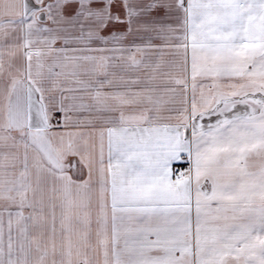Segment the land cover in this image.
<instances>
[{
    "label": "snow or ice",
    "instance_id": "1",
    "mask_svg": "<svg viewBox=\"0 0 264 264\" xmlns=\"http://www.w3.org/2000/svg\"><path fill=\"white\" fill-rule=\"evenodd\" d=\"M0 264H264V0H0Z\"/></svg>",
    "mask_w": 264,
    "mask_h": 264
}]
</instances>
